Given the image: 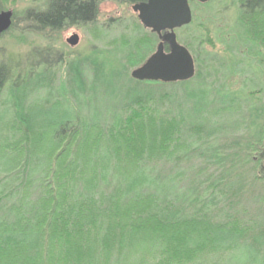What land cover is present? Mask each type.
Returning a JSON list of instances; mask_svg holds the SVG:
<instances>
[{"label": "trees", "instance_id": "1", "mask_svg": "<svg viewBox=\"0 0 264 264\" xmlns=\"http://www.w3.org/2000/svg\"><path fill=\"white\" fill-rule=\"evenodd\" d=\"M100 2L44 0L23 17L40 32L86 26ZM235 5L222 56L190 33L200 14L183 27L196 61L186 81L129 75L153 32L72 59L0 62V118L15 139L0 155V264H128L139 252L154 264H264V30L252 21L264 0Z\"/></svg>", "mask_w": 264, "mask_h": 264}, {"label": "rangeland", "instance_id": "2", "mask_svg": "<svg viewBox=\"0 0 264 264\" xmlns=\"http://www.w3.org/2000/svg\"><path fill=\"white\" fill-rule=\"evenodd\" d=\"M5 8L3 10H11L14 13V24L10 29L0 37V62H6L8 65L15 66L16 64L25 67L31 62L43 60L47 62L51 60V56L55 57L58 53L67 56V58L82 57L88 55L94 48H117L126 47L131 44L133 38L137 36V41L149 40V29L144 28L140 22L137 13L132 9L131 3H123L117 0H101L100 10L97 20L86 26H68L62 30L50 31H37L32 30L23 17V11L29 6H38L44 0H4ZM238 1V0H237ZM193 11V16H198L197 26L193 29L191 34L202 35L205 47L209 51L215 52L217 56L224 55L225 44L222 41L221 31H228V25L234 22L238 16L234 0H215L210 6H204L199 2H190ZM216 15V18L211 21H206L204 15ZM15 14L17 16H15ZM194 20V19H193ZM256 26L264 30V16L257 19ZM203 24H199V23ZM138 26L145 31L137 33ZM183 28L177 30L179 42V34ZM221 30V31H220ZM196 32V33H195ZM220 32V33H219ZM74 33L79 34L80 41L76 46H71L67 43V39ZM136 38V37H135ZM159 40L156 42L151 51L136 50V52L128 60L129 75L131 71L142 65L145 60L156 50ZM42 50L44 53L35 58L37 51ZM51 52V56L46 51ZM34 57L30 61V59ZM59 64H55L57 73L61 72ZM203 77H208L207 72L204 70ZM238 82H242L241 79ZM239 84L238 86H241ZM5 108L4 98L0 97V113ZM12 120L9 118H0V155L5 157L10 155L5 148L7 146L14 147L15 139L12 135ZM8 149V148H7ZM13 149V148H12ZM149 253V252H147ZM141 252L136 255H130L128 264H154L156 256L149 255L141 259Z\"/></svg>", "mask_w": 264, "mask_h": 264}, {"label": "water", "instance_id": "3", "mask_svg": "<svg viewBox=\"0 0 264 264\" xmlns=\"http://www.w3.org/2000/svg\"><path fill=\"white\" fill-rule=\"evenodd\" d=\"M201 4L211 0H196ZM142 25L156 33L159 43L145 62L131 71L132 78L139 81L165 83L186 81L196 74V61L192 52L179 42L177 30L190 25L194 16L190 0H146L132 6ZM11 10L0 11V37L13 23ZM80 36L74 33L67 43L76 46Z\"/></svg>", "mask_w": 264, "mask_h": 264}, {"label": "flooded vegetation", "instance_id": "4", "mask_svg": "<svg viewBox=\"0 0 264 264\" xmlns=\"http://www.w3.org/2000/svg\"><path fill=\"white\" fill-rule=\"evenodd\" d=\"M131 4H132V6H133L135 3H134V4H133V3H131ZM137 16H138V14H137Z\"/></svg>", "mask_w": 264, "mask_h": 264}]
</instances>
